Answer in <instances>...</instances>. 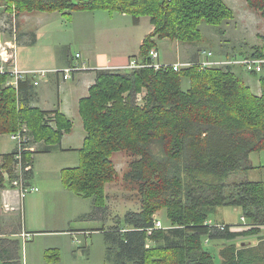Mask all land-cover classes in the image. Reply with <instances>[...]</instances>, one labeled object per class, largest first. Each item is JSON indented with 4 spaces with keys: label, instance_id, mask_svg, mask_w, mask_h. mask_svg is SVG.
I'll use <instances>...</instances> for the list:
<instances>
[{
    "label": "trees",
    "instance_id": "16d2710c",
    "mask_svg": "<svg viewBox=\"0 0 264 264\" xmlns=\"http://www.w3.org/2000/svg\"><path fill=\"white\" fill-rule=\"evenodd\" d=\"M246 1L264 21V0ZM0 5L16 18L33 12L107 11L130 15L137 24L147 17L153 31L140 46L135 61L141 64L152 62L154 38L195 43L200 41L201 22L217 27L232 17L222 0H0ZM243 58L264 59V53L256 48ZM232 69L193 65L178 72L144 67L97 73L88 96L79 102L86 133L78 151L80 163L61 171L62 182L76 196L93 199L96 212L103 213L104 188L118 178L111 157L123 152L131 157L123 179L136 184L142 198L141 211L125 216L128 228L103 232L109 244L104 264H214L204 240L227 242L261 231L232 232L227 224L224 230L207 225L222 207L239 209L253 226L264 227V183L247 179L254 169L250 156L264 151V75L257 96ZM184 79L189 83L186 90ZM12 80L10 73H0V137L16 134L25 125L27 150L19 153L16 145L0 155V190L9 186L2 170L17 179L19 167H32L33 143L43 142L49 149L72 129L58 111L52 126L46 119L49 113L26 104L30 79L20 78L16 87L8 85ZM31 173H24L28 184ZM158 211H165L167 228L148 235ZM246 250V245L232 243L228 254L222 253L227 256L223 264H243ZM19 260V242L0 237V264Z\"/></svg>",
    "mask_w": 264,
    "mask_h": 264
},
{
    "label": "rangeland",
    "instance_id": "374dc122",
    "mask_svg": "<svg viewBox=\"0 0 264 264\" xmlns=\"http://www.w3.org/2000/svg\"><path fill=\"white\" fill-rule=\"evenodd\" d=\"M222 1L232 12L231 19L223 21L217 27L201 22L197 28L201 36L200 41L195 43L164 39L167 44L166 42H161L163 40L158 41L154 38L156 47L153 50L157 51L159 49L160 54L166 59L172 60L177 57V61L180 62L176 63H190L191 59L197 54L199 55V60L202 61L205 59V53H211V59L218 61L252 55L256 48H259L264 53V21L260 13L250 7L246 0ZM96 13L105 17L104 22L110 17L115 20V23L127 25L128 27L130 25L132 27L135 26L130 15L122 16L121 13H109L107 11ZM11 27V16L0 5V42L2 44H4V41L13 39ZM147 32L148 28L145 24L136 25L128 33L120 32L118 45L122 50L114 51V53L120 54L123 50H126L130 57L134 55L137 58L141 40L147 35ZM221 32L222 34H220ZM6 51L9 55L13 50L6 48ZM77 51L76 47H72V56ZM2 65L4 71H9L10 64H3L0 59V67ZM233 68L235 69L234 73L236 72L235 74L250 89V92L260 96L262 89L259 77L264 75V73L261 71L257 76H254L246 72L241 66ZM125 70L127 69L109 70V72H122ZM188 87L189 83L184 79L182 81V89L186 90ZM144 93L142 90L137 94L139 103ZM10 136L2 135L0 137V153L11 152L15 148L16 142L12 141ZM82 138V127L76 124L72 136L67 137L63 143L66 145L72 142L73 146L80 147ZM76 139H78V142L75 141ZM65 155L67 156H55L52 158L51 164L49 156L38 154L35 157L34 178L31 184L32 187L36 188L37 192L25 197L26 208L23 211V223L20 221V225L26 231L42 233L31 235L25 231L21 232L20 236L22 237L20 238L23 239V244L20 246L19 252L22 257V264H104L106 248L109 244L103 232L112 231V229L121 230L122 232L128 228L124 224L126 214L141 211L142 198L139 195L137 185L126 182L123 179L131 161V157L128 154L117 152L111 157L118 178H115L114 181L107 184L104 188L106 209L103 213L96 212L93 199L76 196L63 184L62 178L59 179V176L56 178L54 172L79 166V154L67 152ZM251 163L254 169L247 173L248 181L264 183V151L252 154ZM32 168L33 166L31 171ZM234 179L232 177L230 180ZM29 186H31L30 183ZM4 191L5 189L0 190V225L4 226V232H9L10 229L15 230L11 222L15 223L20 219L16 215L18 212H10L13 209L9 202L11 201V194ZM28 203L34 209L32 213L28 210ZM14 216L15 218L12 219ZM153 216L164 228H167L168 221L165 211L155 212ZM240 217L239 209L236 211L232 207H222L210 217L206 224L209 222H223L222 224L226 223L239 228ZM56 231L61 233H53ZM77 231H88L89 235L84 236L83 234L80 236ZM259 234L260 236H258V233H252L227 242L217 240L212 241V243H206V240H204V248L211 254L214 264H223L227 260V256L222 253L228 254L229 246L232 243L237 247H241L244 243L247 250L244 252L243 264H246V262H248L247 264H264V229H261ZM73 240L76 241L73 242ZM56 258L57 260H55Z\"/></svg>",
    "mask_w": 264,
    "mask_h": 264
},
{
    "label": "crops",
    "instance_id": "0c3cea01",
    "mask_svg": "<svg viewBox=\"0 0 264 264\" xmlns=\"http://www.w3.org/2000/svg\"><path fill=\"white\" fill-rule=\"evenodd\" d=\"M96 12L99 11L33 12L22 13L16 18V32L13 34V39L8 41L14 46L13 58L10 61L9 68L15 67L19 71L25 72L21 80L30 79L31 81L32 90L26 96V104L31 108L49 113L46 119L50 121L52 126H54V113L56 111L63 114L72 124L70 133L64 134L58 145H54L48 149L43 142L32 144L33 152L31 155L33 168L29 180L31 187L34 178V161L36 155L42 154L49 156L51 164L52 158L55 156H67L65 155L67 152H76L78 154L79 149L82 148L86 133L79 115V102L88 96L89 88L96 82L97 73L100 71L125 69L130 61L136 60L135 56L130 57L126 50H123L120 54L114 53V51L122 50L118 45V42H120L118 40L120 32L124 31V33H128L136 25L141 26V24L147 26V35L153 31V27L149 23L148 18L142 17L137 24L135 23L134 27L131 25L128 27L127 25L115 23V20L110 17L104 22L105 17ZM125 15L122 14V16ZM121 27L125 28L122 29ZM143 39L141 40V44ZM161 42L167 43L164 40ZM169 43L172 44L171 42ZM72 47H76L78 50L74 56L71 54ZM157 52L160 63L173 64L180 62L177 61V57L172 60L166 59L160 54L159 49H157ZM198 56V54L195 55L191 61L195 58L199 59ZM70 66H80V69L72 73L69 79H63L62 74L58 71ZM232 70L233 72L235 71L234 68ZM34 71H44L45 75L42 77L40 74L31 73ZM35 82L37 83L34 84ZM11 86L16 87L15 85ZM76 124L81 126L83 130L81 146H73L72 142L64 145V140L72 136ZM23 128L28 131L25 125ZM75 141L78 142V139ZM35 149L37 150L35 151ZM11 152H3L0 155ZM61 171L54 172L56 178L59 176V179H61ZM36 192L37 190L32 193ZM6 193L11 194V201L9 202L13 209L10 212H18L16 215H18L20 220L15 223L11 222L15 230L9 228V232H4V226L0 225V237L17 240L20 248L23 244V239L20 238L22 237L20 236L21 232L25 231L31 235L42 232H31L26 231L25 228L23 229L20 221L23 223L22 216L26 208V198L20 199L14 192ZM28 210L31 213L34 211L30 203H28ZM235 210L238 211V209ZM77 232L80 236L83 234L84 236L89 235L88 231ZM53 233L61 232L56 231ZM242 246H244V243ZM19 255V264H22L20 252Z\"/></svg>",
    "mask_w": 264,
    "mask_h": 264
},
{
    "label": "built area",
    "instance_id": "2783aa9c",
    "mask_svg": "<svg viewBox=\"0 0 264 264\" xmlns=\"http://www.w3.org/2000/svg\"><path fill=\"white\" fill-rule=\"evenodd\" d=\"M11 16V29H12V34H14L16 32V16L15 14H11L9 15ZM6 48H10L11 50H13L11 52V54L8 55ZM13 52H14V46L12 44H10L8 41H4V44H2L0 42V59L3 62V64H10V61L13 58ZM205 59L204 60H199L197 63H173V64H164V63H160L159 62V55L158 52L156 50H151L149 52V57L151 59V63L150 64H141L138 63L135 60L130 61V63L128 65H126L125 69L127 70H133V69H137V68H144V67H152L155 70H160V69H164L167 67L172 68L175 72L180 71L181 69L184 68H188L191 67L193 65H198L201 69H205V68H225L228 66H241L246 72L251 73H260L262 71V65L264 64V59H257V58H235V59H226L224 61H218V60H212L211 53H205L204 54ZM80 69V66H70L67 67L65 69H62L58 72H60L62 74V78L63 79H69L71 77V74L78 71ZM9 71H4L3 69V65L2 67H0V73H10L12 76V81H10L8 84L10 85H16L17 80H19L24 74L25 72H21L18 69L11 68L8 69ZM31 73H35V74H40V76L44 77L45 72L44 71H34ZM37 82H35L34 84H36ZM26 132V130L24 128H22V130L16 134H13L10 136V139L14 142H16L17 145V149L19 151V153H21V151H25L27 149H25L23 146L26 142V136L24 135V133ZM33 149H31L32 151ZM16 160L20 161L21 160V156L18 155L16 157ZM17 179H10L8 173H6L5 171L2 172V176L4 178V181L6 183H8V187L4 188L6 192H14L17 194V196L20 199L25 198L29 193H32L33 191H36V188L29 186L28 181L26 182L24 180V173H27L31 170V166H25L24 169L22 170L20 167L17 169ZM4 191V192H5ZM207 225L209 226H214L220 230H224L226 227V224H222V223H211L209 222ZM239 228L235 227V226H229V231L232 232H247V231H251L252 229H264V227H256L253 226V224L249 223L244 217H240L239 219ZM152 229H165L161 223L157 220L154 219V225L153 228L151 229H147V234L150 235L152 232ZM207 243V241H206Z\"/></svg>",
    "mask_w": 264,
    "mask_h": 264
},
{
    "label": "bare ground",
    "instance_id": "6f19581e",
    "mask_svg": "<svg viewBox=\"0 0 264 264\" xmlns=\"http://www.w3.org/2000/svg\"><path fill=\"white\" fill-rule=\"evenodd\" d=\"M152 230H154V229H152Z\"/></svg>",
    "mask_w": 264,
    "mask_h": 264
}]
</instances>
